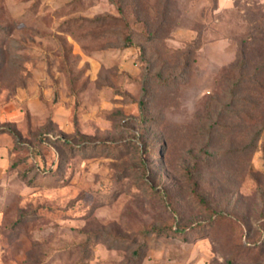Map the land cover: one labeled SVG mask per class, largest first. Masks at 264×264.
I'll use <instances>...</instances> for the list:
<instances>
[{"label": "rangeland", "instance_id": "1", "mask_svg": "<svg viewBox=\"0 0 264 264\" xmlns=\"http://www.w3.org/2000/svg\"><path fill=\"white\" fill-rule=\"evenodd\" d=\"M0 264H264V0H0Z\"/></svg>", "mask_w": 264, "mask_h": 264}, {"label": "trees", "instance_id": "2", "mask_svg": "<svg viewBox=\"0 0 264 264\" xmlns=\"http://www.w3.org/2000/svg\"><path fill=\"white\" fill-rule=\"evenodd\" d=\"M262 71H260L259 73H261ZM171 228L172 229H174L175 230V232H179V233H182V232H185L187 229L184 227V228H180V227H177V228H175V226L174 225H172L171 226Z\"/></svg>", "mask_w": 264, "mask_h": 264}]
</instances>
